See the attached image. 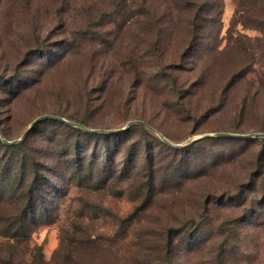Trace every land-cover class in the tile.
I'll return each instance as SVG.
<instances>
[{"label": "rangeland", "instance_id": "obj_1", "mask_svg": "<svg viewBox=\"0 0 264 264\" xmlns=\"http://www.w3.org/2000/svg\"><path fill=\"white\" fill-rule=\"evenodd\" d=\"M117 1L0 0L6 139L44 113L104 129L140 119L177 143L236 126L255 131L261 117L239 113L242 90L251 89L250 79L258 82L254 72L211 102L223 74L218 68L194 83L196 58L183 62L175 53L188 41L186 30L162 36L161 56L174 63L159 67L148 56L158 51L137 35V0H123L131 8L123 14ZM236 4L222 0L219 35L199 38L200 50L218 42L219 65L232 55L238 34L244 43L260 36L231 25ZM147 49L139 65L137 50ZM254 67L264 72V62ZM255 104L262 110L264 93ZM106 134L90 136L52 119L32 129L27 145L50 162L56 191L29 236L0 235V264H154L169 255L164 244L172 236L182 244L178 264H264V138L203 136L174 151L143 124Z\"/></svg>", "mask_w": 264, "mask_h": 264}, {"label": "trees", "instance_id": "obj_2", "mask_svg": "<svg viewBox=\"0 0 264 264\" xmlns=\"http://www.w3.org/2000/svg\"><path fill=\"white\" fill-rule=\"evenodd\" d=\"M122 1L123 0H118L116 5L119 7V11H121L122 14L124 12L128 13L131 8L128 7L129 4L127 3L120 5ZM236 2L237 4L231 19V25L234 24L235 26L237 23H240L243 27L257 30L260 36L255 41L244 43L240 39V35L242 34H238L237 36L239 38L234 41L235 44L231 52L232 55L220 65L218 61V42L206 43L205 48L200 50L202 43L199 38L207 37L210 39L219 35L221 13L223 11L222 0H137V35L141 37L145 35L143 45L145 47H152L153 50L158 51L156 55L152 56V54H149L148 56L159 61L157 65L164 68L174 62L167 64L163 60L164 56H161V54L164 53L162 45L166 42L163 41L164 39L162 38L164 36L177 37L178 33L184 28L189 34L188 41L185 44L176 45L175 53L179 55V58L182 59L183 62L194 61L196 58L197 65L195 69L198 72L194 83H204V78L210 74L211 71H216L218 68L223 74V78L219 80V83L214 84V87L211 89L212 98L209 99L211 102L221 101L224 95L223 93L234 84L237 78L247 79V74L249 72H254L258 77V82L251 81L250 79L251 89L242 90V97L239 102V113L252 111L254 115L261 117V121L259 122L261 124L256 126L255 131L264 132V106L262 110L259 111V106L255 104L257 98L264 93V79L262 78L264 72H259L254 67L256 63L261 61L264 62V0H236ZM96 9L101 14L105 12L104 8L100 7ZM230 32H234V30L231 29L229 33ZM152 34H154L156 38L149 40V36ZM148 51L147 49L143 50V53H140L137 50V61H139V65L143 64V59L147 56L145 54H147ZM170 57V59H172V56ZM173 69L182 70L181 66H176V68ZM258 73L261 75L259 76ZM171 77L174 83H176V78L178 76L172 74ZM44 119H52L59 125L95 137L99 136L105 138L107 136L106 133L123 131H89L56 118L49 117ZM41 120H39L20 141L8 143L3 141L0 137V235L3 237L19 239L29 236L34 227L32 223L37 221L39 212H45V210L49 208L48 205L50 200L56 191L55 182L49 180L50 177L55 175L50 162L45 156H43L44 158L39 156L37 153L38 149L35 148V146L27 145L30 132ZM72 121L86 126L83 121H77L76 119ZM246 129L245 127L236 126L229 132L247 133L243 132ZM1 131L6 136L2 128ZM196 141L185 147H191ZM167 145L170 146L169 144ZM73 147H75V145L70 144L66 151V155L70 154ZM170 147L175 148L176 150L174 149V151L185 148ZM74 151L77 156L80 154L78 148H75ZM7 206L13 208H7ZM188 227L187 230L189 229V231L193 229L191 225H188ZM193 244L189 240L186 244L188 247L187 250H191ZM178 245L182 244H180L175 237H169L168 240H166V244H164L169 255L159 258L154 264H178Z\"/></svg>", "mask_w": 264, "mask_h": 264}, {"label": "water", "instance_id": "obj_3", "mask_svg": "<svg viewBox=\"0 0 264 264\" xmlns=\"http://www.w3.org/2000/svg\"><path fill=\"white\" fill-rule=\"evenodd\" d=\"M56 118L62 121H65L69 124L75 125V126H80L81 128L85 129V130H89V131H103V132H115V131H120V130H124L127 127H129V125L133 124V123H140L145 125L146 127H148L149 129L157 132V134L162 138V140L164 142H166L167 144H169L170 146L173 147H185L189 144H191L192 142L196 141L197 139L203 137V136H231V137H264V132L262 131H253V132H247V133H240V132H229V131H217L214 133H204L202 135H198V136H194L193 138H191L190 140H188L187 142L184 143H177V142H172L170 141L165 135H163L160 131L156 130L153 126H151L150 124H148L147 122L140 120V119H131L129 121H127L123 126L119 127V128H112V129H103V128H88L86 126H84L81 123H77L75 121L69 120L63 116L57 115V114H53V113H44V114H40L38 116H36L35 118H33L29 124L26 126V128L23 130V132L20 134L19 137L14 138V139H6L3 135V133L0 131V136L3 139V141L8 142V143H13V142H17L22 140L25 135L30 131V129L41 119L44 118Z\"/></svg>", "mask_w": 264, "mask_h": 264}]
</instances>
